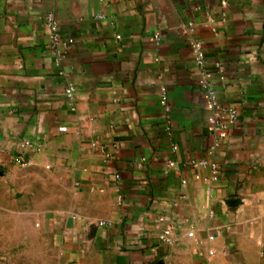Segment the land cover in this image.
<instances>
[{"label": "crops", "instance_id": "obj_1", "mask_svg": "<svg viewBox=\"0 0 264 264\" xmlns=\"http://www.w3.org/2000/svg\"><path fill=\"white\" fill-rule=\"evenodd\" d=\"M195 42L221 105L238 112L213 151ZM25 140L42 152H23ZM191 159L216 162L219 180ZM168 226L172 245L158 240ZM4 258L264 264V0H0Z\"/></svg>", "mask_w": 264, "mask_h": 264}, {"label": "built area", "instance_id": "obj_2", "mask_svg": "<svg viewBox=\"0 0 264 264\" xmlns=\"http://www.w3.org/2000/svg\"><path fill=\"white\" fill-rule=\"evenodd\" d=\"M222 5L226 7V1H222ZM45 24L48 30L49 39L51 42L52 49L57 56V59H61L64 56V49L66 48L65 43L62 40L60 34V24L58 19L53 13H48L45 16ZM158 39L159 36H156ZM192 51L194 54V61L196 67L199 69L200 79L198 86L201 92L204 95L205 106L208 111L212 113L211 118L209 119V126L211 131L215 135L213 146L210 148V151L216 150L220 147L221 142L226 138L229 130L232 127H235L238 124V112L236 109L231 107H224L221 105L219 100V92L214 86V73L207 68V61L204 48L200 42H195L192 44ZM217 69L220 70V67L217 66ZM76 88L73 85L67 86L65 89V97L73 101ZM160 104L165 107L166 111L169 110L168 107V95L165 87L160 89ZM23 152H35L40 153L43 150V144L40 141L36 140H25L22 143ZM178 149L176 146L172 148V152L177 153ZM16 162L22 167L27 168L31 167L33 164L30 160L24 157V153H21L17 156ZM188 164L193 167L208 168L211 171V177L209 180L218 181L220 177V166L216 162H210L206 159H191ZM176 165L175 162L171 161L168 163V168H174ZM116 178H120V175H116ZM186 182L183 181V184ZM168 218L166 216L158 217L159 222H166ZM101 226H107V223H101ZM190 236L192 234H189ZM158 240L165 245H172V228L166 227L158 236Z\"/></svg>", "mask_w": 264, "mask_h": 264}, {"label": "rangeland", "instance_id": "obj_3", "mask_svg": "<svg viewBox=\"0 0 264 264\" xmlns=\"http://www.w3.org/2000/svg\"><path fill=\"white\" fill-rule=\"evenodd\" d=\"M0 264H37L36 261L29 259L4 258L0 259Z\"/></svg>", "mask_w": 264, "mask_h": 264}]
</instances>
